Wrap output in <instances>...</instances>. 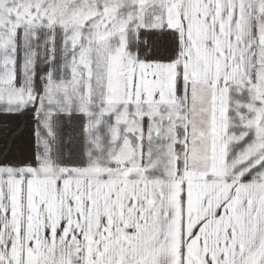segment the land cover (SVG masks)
<instances>
[{"label": "snow or ice", "instance_id": "1", "mask_svg": "<svg viewBox=\"0 0 264 264\" xmlns=\"http://www.w3.org/2000/svg\"><path fill=\"white\" fill-rule=\"evenodd\" d=\"M0 264H264V0H0Z\"/></svg>", "mask_w": 264, "mask_h": 264}]
</instances>
